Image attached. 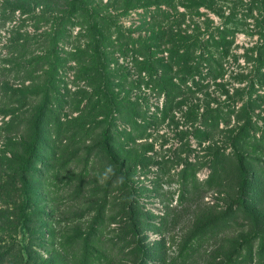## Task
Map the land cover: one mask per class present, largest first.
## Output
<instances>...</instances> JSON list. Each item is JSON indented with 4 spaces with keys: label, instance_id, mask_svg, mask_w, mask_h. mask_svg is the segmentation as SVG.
I'll list each match as a JSON object with an SVG mask.
<instances>
[{
    "label": "rangeland",
    "instance_id": "374dc122",
    "mask_svg": "<svg viewBox=\"0 0 264 264\" xmlns=\"http://www.w3.org/2000/svg\"><path fill=\"white\" fill-rule=\"evenodd\" d=\"M85 1H88V7L96 10L90 24V16H86L80 0H0V108L18 110V125L15 128L17 135L30 133L31 118L37 113L36 107L42 103L45 90L32 92L28 103L22 106L9 89L32 87L33 79H25L24 60L30 59L28 53L31 52L36 57L50 50L54 53L52 43L58 34L51 32V27L59 28L57 22L55 24V17L60 15L59 11L70 12L72 6H75V10H72L71 21L60 30L62 32L56 42L60 54L69 59L64 66L60 65L59 73L55 74L56 85L53 90H59L63 98L62 118L76 117L86 106L87 114H91L85 128L65 124V131L55 146H49L47 139L41 143L39 152L27 170L32 189L30 203L24 208L28 216L26 228L17 224L23 201L19 178L10 181L8 174L2 172L0 264H257L259 237L252 234L253 219L247 213L237 212L227 223L216 227L203 224L201 217L207 213L208 205L219 210L217 205L220 208L226 207L232 198L225 196L230 190L228 184L220 189L219 181L208 182L211 176L208 165L198 167L193 164L199 156L210 153L209 148L215 145L231 154V140L236 130L244 125V120L238 122L236 114H233L231 121H220L209 140L202 142L193 130L198 124L184 123L185 113L182 111L176 112L180 123L178 128L170 124V119L157 126L145 124L143 117L147 115L162 120L157 106L161 105L163 94H153L144 85L141 90L127 85L125 75L129 80L139 76L131 54L122 53L117 46L106 49L110 53V64L107 63L106 69L100 65L101 61L95 63L98 59L85 65V68H78L74 54L76 50H86L82 53L83 62L93 56L91 49L94 46H90V25L93 22L99 23V29L108 31L117 44H122L118 39L126 35L138 39L151 34L145 29L140 33L138 29L143 25L145 16L158 14L153 11L156 6H141L145 2L141 0L140 7L122 10L115 8V2L122 0ZM132 1L136 3L139 0ZM174 3L179 12H189L181 0H175ZM216 3V10L201 6V18H193L187 13L181 27L185 28L193 22L201 25L207 19L213 27L222 28L227 23L234 30L235 26L231 22L243 23L239 18L244 17L248 7H253L254 16H250L235 29L231 54L224 63L228 75L237 71L247 74L254 65L257 66L246 61L247 52L257 48V56L261 52L258 46L264 43V0H256L255 3L251 0H217ZM46 6L55 11L48 17L41 15ZM233 11L238 13L236 20L227 19ZM174 20L171 17L162 20L161 24H176ZM19 37L27 40L25 47L13 43ZM14 51L27 56L16 61L19 62L18 66L12 62L14 58L11 54ZM94 55L96 58L97 54ZM234 56H237V61L233 60ZM44 62L39 59L32 63L37 70L34 87L37 84L45 85L47 74L44 72L51 71L50 64ZM83 68L85 74L80 77ZM142 75L147 79L145 73ZM122 77L124 82L121 81ZM176 78L179 79V75ZM223 82L227 83L231 92L236 88L247 89L251 86L249 82L231 84L227 79ZM254 85L257 89L255 97L258 93L264 95V83L256 81ZM110 92L112 96H128L132 100L147 96L151 105L148 114L141 113L135 124L137 127L132 130V135L137 138L130 145L133 146V153L140 157L139 161H135V158L130 160V173L120 168L121 160L113 161L109 158L102 145L103 130L109 128L112 116L107 112L102 113L98 104L97 109L90 112L94 108L91 99L93 101V98L97 100L102 97L105 100L110 97ZM213 92L211 98L217 99L212 102L213 106L217 102H225V95ZM204 94L199 93L188 100L204 104ZM248 97L245 93V101ZM54 103L52 98L50 109L56 108ZM241 104L239 102V106ZM49 112L55 114L51 110ZM51 115H46L45 120L48 124L51 121V126L55 128V120ZM250 115L257 125L256 136L260 137L264 129V105H257ZM11 117L10 113H0V125ZM115 121V127L108 134L117 138L118 125L122 123L120 118ZM53 133L56 137L55 131ZM3 137L0 149L4 147ZM261 146L262 152H259L261 147L257 142L249 147L255 152L253 164L256 173L252 177L255 182L254 196L257 195V156L261 155L259 160L264 163V142ZM51 149L60 151L56 155L60 154L61 160L56 165L50 157ZM10 155L8 153L7 156ZM187 163H192L198 170L188 178L189 183L185 189L180 172Z\"/></svg>",
    "mask_w": 264,
    "mask_h": 264
},
{
    "label": "trees",
    "instance_id": "16d2710c",
    "mask_svg": "<svg viewBox=\"0 0 264 264\" xmlns=\"http://www.w3.org/2000/svg\"><path fill=\"white\" fill-rule=\"evenodd\" d=\"M181 1L189 12H179L174 3L175 0H145L141 6L149 7L155 5L156 8L153 11H157L158 14L145 16L144 20H142L143 25L140 26L141 28L138 30L142 33V30L145 29V31L151 32V34L140 36L138 39L126 35L118 39L119 42L122 41V44L115 43V40H112V36L108 31L99 29V23L93 22L90 25V31L92 32L90 46H94V48L92 47L91 49L93 56H89L83 62L82 53H85L86 50H76L74 54L76 58L74 59L77 60L78 68L83 66L85 68V65L98 59L99 61L97 60L95 63L99 64L101 61L100 65L106 69L107 63L110 64V62H108L110 53L107 52L108 50L106 49L117 46L120 47L119 49L122 53L131 54L132 61L136 63L138 68L137 73L139 76L129 80L125 75L126 81L123 77L121 81H125L131 88H139V90H141L144 85L146 89L150 88L153 94H159V96L163 94L161 105L158 104L157 106V111L161 113L162 120L150 115L143 117L144 123L150 127L154 125L157 126L161 124V122L163 123L167 119H170V124H174L175 128H178L180 123L177 119L176 112L182 111L185 113L184 123L198 124L193 127V130L197 133L198 140L202 142L204 140H209L212 131L218 127L220 121H231V116L233 114H236L238 122L244 120V125L236 130V134L231 140L232 142L230 144L233 147L231 154H227L224 148L215 145L209 148L211 152L206 154L209 156L208 158L206 155L203 157L199 156L196 161L197 163L195 162L193 164L194 166L196 164L198 167L208 165L211 169V176L208 182L213 183L219 181L218 184L220 189L225 184H228L230 190L225 196L229 195L232 198V201H229L226 207L223 206V208H220L217 205L216 207L219 208V210H217L215 206L212 207L208 205L206 210L207 213L203 214L201 217V220L204 221L203 224L216 227L219 224L227 223L237 212L247 213L249 217L253 219L252 224L254 230L252 234H257V237H259L260 246L257 249L259 258H257V264H264V163H261L259 160L262 156H257V195L254 196L253 189L255 182H253L252 177L256 173L253 164L255 152L249 148L257 142V145L261 147L259 152H262L261 145L264 142V129H262L260 137L256 136L257 125H255V122L252 120V115H250L257 105H264V95L258 93V96L256 95L255 97L257 89L254 85L256 81L264 83V43L258 46L261 52L259 51L260 53L257 56H255V54H257L255 53L257 48H252L247 52L246 61L248 63L253 62V64L257 65H254L249 73L245 74L237 71L228 75L227 68L224 64L231 54L230 46L235 37V29H237L240 24H243L250 16H254L253 7H248V12L244 14V17L239 18L243 23L231 22V24L235 26L234 30L227 23H225V26H222V28L213 27L211 21L207 19L204 20L201 25L193 22L186 25L185 28H182V21L185 20L187 13L193 18H201L202 14L200 12V7L205 5L210 9L216 10L217 0ZM235 1L241 2L242 0ZM255 1L256 0H251L252 3H255ZM80 2L84 7L85 13L87 14L86 16L88 18L90 16V24L92 21L91 17L95 15L96 10L87 6L89 4L88 1L80 0ZM119 3L115 2V4H117L115 7L116 9L129 10L131 8L140 7L139 4L141 0L136 3H133L132 0H122ZM164 5L166 7H164ZM72 7L70 12L56 11L60 14L55 17V24L57 22L59 28L56 29L54 26L51 27V29H53L51 32L58 34L55 36L54 44L52 43L54 53L50 50L48 53L44 52L42 54L43 56L36 57L32 56L33 52H31L28 53V57H30L28 61L23 59L25 65V79H33L32 87L24 89L11 87L9 89L13 97H17V102L19 104L22 103V106L28 103V97L33 94L32 92H37L36 90L38 89L45 90L42 103L40 106L36 107L37 113H33L34 115L31 118L30 133L19 134L22 136L17 135L15 128L18 125L19 116L16 114L18 110L9 111L5 110L3 107L0 108L1 114L7 115L10 113L12 115L9 120H4L3 124L0 125V140L1 136L4 135V147L0 149V176L2 172H5L10 177H8L10 181L19 178L23 201L17 224L25 228V221L28 216L25 214L24 208L30 203V192L32 189L27 170L30 169L29 167L32 165L31 161L33 162L39 152L41 143L47 139L46 143L49 144V146H55L56 141L62 137V132L65 131V124L69 123L73 124V126L79 125L85 128L87 118L91 116V114H87L86 106L84 109L80 110L78 116L67 119L62 118L63 98L60 97L59 90H56V92L53 90L56 85V75L60 71V65L63 64L64 66L69 59L68 56L60 54L61 52L57 48L56 42L59 40L58 36L62 32L60 30L71 21L73 16L72 10H75V6ZM234 11L232 15L226 18L236 20L238 13L235 14ZM54 12L52 7L46 6L42 10L41 15L48 17V15H52ZM222 13L224 12L222 11ZM171 17L175 19L173 23L176 24H161L162 20ZM148 24H150V26H146ZM176 26H180V28L177 29L178 27ZM262 35L264 38V33ZM45 36H48V34H45ZM21 39L22 38L19 37L15 39L13 43L15 45L19 44V47H25L24 45H26L27 40L23 38V42H21ZM16 52L18 53L19 51H14L11 57L14 58L12 62L18 66L19 62L16 61H18L19 58H27V56L20 53L16 54ZM52 54H55V56L53 57ZM94 54H97L96 58ZM78 56L81 57L77 58ZM234 57L233 60L237 61V56ZM39 59L45 61V64H50L51 71L45 70L44 72L47 74L44 82L45 85L42 84L43 86H39L37 84V86L34 87L36 84L34 76L37 70L32 63ZM21 66L20 64V67ZM84 68L83 75H80V77H84ZM79 73L81 72L79 71ZM142 73H145L147 79L144 78ZM177 75H179V79L176 78ZM225 79H227V82L230 80L231 84L235 82H249L251 86L247 87V89L236 88L234 92H231L232 90L230 87H227V83L223 82ZM50 83L52 85L51 88H49ZM212 86H214L213 90H211ZM213 91H218L221 96L225 95V102H217L216 106H213L212 102L214 100L217 101V99L213 100L211 98L214 94ZM17 92H19L20 95H17ZM199 93H205L203 95V98H206L205 100L203 99L205 102L204 104L199 101L194 102L193 100L189 102V97L194 98V96ZM245 93L249 96L247 101H245ZM18 96L20 97L18 98ZM127 97L128 96H124L121 98L119 95L115 97L112 96L110 92V97H107L105 100L102 97L97 100L93 98L91 102L94 104V108L90 112L96 110V105L98 104L100 105L99 107H101L102 113L107 112L110 117L112 116V121L108 125L109 128L103 130L102 145L106 148L109 158L113 161L121 160L122 164H120V168L127 171L126 173H130V167H128L130 160L135 158L136 161L140 157L133 153V146L131 147L130 145V143H134L135 138H137V136L134 137L132 135V130L137 127L135 124L137 123L138 117L141 116V113L148 114L147 111H149L151 105L147 96H140L134 100ZM52 98H54V104L57 106L56 108L51 107L50 109L49 106H52ZM239 102H242L240 106ZM114 108L117 110L115 111ZM49 110L55 114L51 115ZM48 114L54 117L55 128L51 126V121H48V124L45 120ZM120 115L122 116L120 117ZM118 118H120L122 125H118L120 127L118 129L119 136L117 139L108 133H110L112 127H115V120L118 121ZM46 127H48L47 132H45ZM69 128H72V126ZM53 131H55L56 137L53 135ZM183 137L184 136H182L181 139H183ZM51 151L50 157L56 165V163H59L61 160L60 154L59 156L56 155V153H60V151H55L54 149H51ZM8 153H11V155L7 156ZM166 162L168 161L166 160ZM193 164L187 163L184 170L180 172L182 174L181 179L183 180L182 183L185 189H187L189 183L188 178L194 175L198 170L192 166ZM220 191L223 193L222 190Z\"/></svg>",
    "mask_w": 264,
    "mask_h": 264
}]
</instances>
